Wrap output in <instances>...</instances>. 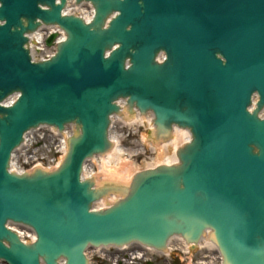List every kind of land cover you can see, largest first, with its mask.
Instances as JSON below:
<instances>
[{
  "label": "water",
  "instance_id": "1",
  "mask_svg": "<svg viewBox=\"0 0 264 264\" xmlns=\"http://www.w3.org/2000/svg\"><path fill=\"white\" fill-rule=\"evenodd\" d=\"M76 1L93 4L90 23L63 16L67 0H0V260L90 264L91 247L164 250L174 236L197 244L210 230L223 264H264V0ZM42 24L67 39L33 62L27 34ZM121 99L130 114L153 112L156 141L174 125L193 139L179 165L98 186L82 179L84 164L111 150V116H133ZM68 124L76 133L58 169L9 171L29 130ZM113 193L122 199L92 209Z\"/></svg>",
  "mask_w": 264,
  "mask_h": 264
},
{
  "label": "bare ground",
  "instance_id": "2",
  "mask_svg": "<svg viewBox=\"0 0 264 264\" xmlns=\"http://www.w3.org/2000/svg\"><path fill=\"white\" fill-rule=\"evenodd\" d=\"M78 10V14L82 15L85 18H89L92 14L91 8L89 6H83L78 9H72L71 6H68V10H65L67 13H74ZM56 29H47V28H42L38 30V32H35L33 34H30L29 39H33L30 43L29 46L31 48L32 54L36 57L37 54L40 55V50L41 47L38 48L39 42H42L44 38H46L49 34H54L56 33ZM42 57L44 55H41ZM161 59V57H160ZM121 105L124 104L123 101L120 102ZM135 114V113H134ZM133 114V115H134ZM148 122L153 125V117L152 114H146L144 117L139 116L138 114L131 117V118H112V122L115 123L118 122L122 126L125 125H131L134 127L135 125L139 126L142 125V122ZM114 126H112L110 130V139L112 142H114V150H112L110 153H108V157L104 160H102V171H101V182H115V183H130L132 176H133V164L127 163L126 161L121 159V154L125 152V150L120 148V136H117L113 132ZM70 132H73V129L71 131H68V134ZM37 136L35 135V138ZM65 142L67 143V135L62 136ZM190 137L189 131L183 128H179L178 126H173L172 133H171V141H165L162 142V145H157L159 148H163V150L168 153L170 150H174V152H177V150L186 144L188 142V139ZM33 138L29 139L28 145H29V150L32 146H34ZM155 147V145H154ZM23 155V154H21ZM26 156H28L27 153H25ZM19 157V150H17L13 156H12V166L16 160H18ZM177 161L176 154H168L165 159H163V163L167 164H174ZM122 179V180H121ZM127 179V180H123ZM121 196V195H119ZM117 201V200H116ZM114 199L110 202L109 205L114 204L116 202ZM21 231V236L23 237H33L29 232L24 231L21 228H17L15 230ZM180 241V240H179ZM205 239L200 243L202 245L206 244ZM208 245H211L214 247L212 243H207ZM173 245L169 244L168 246V251L172 249ZM208 247V246H207ZM210 248V247H209ZM211 249V248H210ZM167 253V252H165ZM215 258V257H214ZM218 259V258H216Z\"/></svg>",
  "mask_w": 264,
  "mask_h": 264
},
{
  "label": "rangeland",
  "instance_id": "3",
  "mask_svg": "<svg viewBox=\"0 0 264 264\" xmlns=\"http://www.w3.org/2000/svg\"><path fill=\"white\" fill-rule=\"evenodd\" d=\"M113 132L115 135L120 136V148L125 150L124 154V161L127 163L133 164V169L136 171L138 168L142 169L147 166V163L150 162L148 152L146 154L135 155L136 152L140 151L143 145L147 148L149 147L150 143L152 142L151 135L143 129V127H139L135 125L132 127L131 125L122 126L118 122L115 123ZM134 154V155H133ZM157 158H161V156H157ZM159 163L157 159L152 164L156 165ZM124 180V179H123ZM202 253H195L194 261H201ZM187 263V261H186ZM188 264V263H187ZM193 264H196L193 262Z\"/></svg>",
  "mask_w": 264,
  "mask_h": 264
}]
</instances>
